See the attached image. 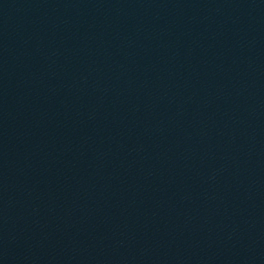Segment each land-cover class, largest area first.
<instances>
[{"label": "water", "instance_id": "water-1", "mask_svg": "<svg viewBox=\"0 0 264 264\" xmlns=\"http://www.w3.org/2000/svg\"><path fill=\"white\" fill-rule=\"evenodd\" d=\"M0 264H264V0H0Z\"/></svg>", "mask_w": 264, "mask_h": 264}]
</instances>
